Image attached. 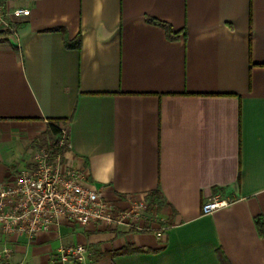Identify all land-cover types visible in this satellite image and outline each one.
Returning <instances> with one entry per match:
<instances>
[{"label": "crops", "instance_id": "obj_1", "mask_svg": "<svg viewBox=\"0 0 264 264\" xmlns=\"http://www.w3.org/2000/svg\"><path fill=\"white\" fill-rule=\"evenodd\" d=\"M7 3L31 13L0 40V182L64 120L65 162L86 185L121 205L146 198L145 225L165 230L158 239L61 220L30 238L0 228L3 264H57L62 246L78 244L83 264H220L219 251L264 264V0ZM216 196L230 204L203 214ZM128 246L144 251L118 254Z\"/></svg>", "mask_w": 264, "mask_h": 264}, {"label": "built area", "instance_id": "obj_2", "mask_svg": "<svg viewBox=\"0 0 264 264\" xmlns=\"http://www.w3.org/2000/svg\"><path fill=\"white\" fill-rule=\"evenodd\" d=\"M28 8H11L7 0H0V29L16 33L15 18L27 17ZM71 148L68 132L63 129L57 150L41 146L33 153L27 166L19 169L7 182H0V228L8 234H23L30 238L47 232L65 220L77 226L90 224L116 225L134 231H155L158 239L165 228L154 230L144 219L150 210L144 197L124 196L107 199L101 190L88 187L85 174L64 156ZM227 199L216 196L203 204V214H211L227 207ZM57 264H83L88 256L85 245L62 246ZM10 257L9 250L0 253V264ZM8 264V263H7Z\"/></svg>", "mask_w": 264, "mask_h": 264}, {"label": "trees", "instance_id": "obj_3", "mask_svg": "<svg viewBox=\"0 0 264 264\" xmlns=\"http://www.w3.org/2000/svg\"><path fill=\"white\" fill-rule=\"evenodd\" d=\"M150 22L159 25L163 27L168 36L173 38L174 35L176 36V33L174 32L173 28L165 23V22H160L154 19L149 20ZM13 32L9 30H4L0 29V40H5L8 37L12 36ZM80 40L74 45V48H80ZM17 49V47H15ZM64 120H51L48 126L47 131L36 141H34L35 147L39 148L42 145L49 146L53 150H57V144L60 135L62 134V124ZM161 197V194L159 191L155 192L153 196L150 198V201L153 203L155 202V198L159 199ZM255 225L258 231V234L260 237H264V217L263 216H258L255 219ZM144 250L141 248H134L132 246H128L125 249L121 250L118 252V254H131V253H142ZM219 260L220 264H230L226 257L224 256L223 252L219 251Z\"/></svg>", "mask_w": 264, "mask_h": 264}, {"label": "rangeland", "instance_id": "obj_4", "mask_svg": "<svg viewBox=\"0 0 264 264\" xmlns=\"http://www.w3.org/2000/svg\"><path fill=\"white\" fill-rule=\"evenodd\" d=\"M42 146H45V145H42Z\"/></svg>", "mask_w": 264, "mask_h": 264}]
</instances>
